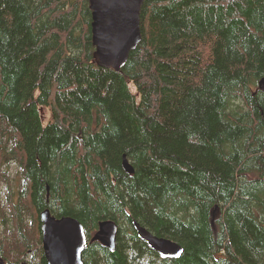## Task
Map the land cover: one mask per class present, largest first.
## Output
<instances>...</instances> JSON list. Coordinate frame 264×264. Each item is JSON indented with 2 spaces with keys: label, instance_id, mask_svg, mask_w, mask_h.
Returning a JSON list of instances; mask_svg holds the SVG:
<instances>
[{
  "label": "trees",
  "instance_id": "16d2710c",
  "mask_svg": "<svg viewBox=\"0 0 264 264\" xmlns=\"http://www.w3.org/2000/svg\"><path fill=\"white\" fill-rule=\"evenodd\" d=\"M90 25L88 0H0V217L32 221L0 257L46 264L48 209L88 242L118 225L116 249L90 242L84 264H264V0H145L118 72L94 62Z\"/></svg>",
  "mask_w": 264,
  "mask_h": 264
},
{
  "label": "water",
  "instance_id": "95a60500",
  "mask_svg": "<svg viewBox=\"0 0 264 264\" xmlns=\"http://www.w3.org/2000/svg\"><path fill=\"white\" fill-rule=\"evenodd\" d=\"M145 0H88L91 11V44L93 59L97 66L118 72L126 63L130 52L141 39L140 9ZM264 93V76L258 82ZM122 169L133 174L134 169L122 156ZM41 246L46 264H84L82 253L90 242H98L107 250L116 249L118 226L112 221H103L88 242L82 225L74 218H55L48 209L40 214ZM133 227L140 240L161 259H177L182 249L176 243L150 234L136 221ZM0 264H3L0 261Z\"/></svg>",
  "mask_w": 264,
  "mask_h": 264
},
{
  "label": "rangeland",
  "instance_id": "374dc122",
  "mask_svg": "<svg viewBox=\"0 0 264 264\" xmlns=\"http://www.w3.org/2000/svg\"><path fill=\"white\" fill-rule=\"evenodd\" d=\"M239 104V105H242V103L240 102H237L236 105ZM41 112L43 113V122L46 123L47 122V116H48V113L46 112L45 109L41 110ZM5 169H7V172H8V176L10 179L13 180L14 183L18 182V183H21V180L20 178H18L16 176V163L14 162H11L9 164H6V167ZM6 194V188L3 186L1 189H0V198L2 199L4 197V195ZM5 210L4 212V215L8 217V220H9V224H4L6 221L2 220L1 217H0V240H10L8 238H6V230L10 229V227H12V225L15 227L16 225V221L19 223V224H22L24 226H26L27 228L31 227L32 226V221L30 219L29 216H26L25 214H23V217H22V220H12L11 217L9 216V214L7 213V210L6 209H3ZM22 214V213H21ZM214 216L216 217L217 216V213L214 214ZM6 225H8L6 227ZM214 228H215V225H214ZM5 253H7V250L5 249ZM1 258V257H0ZM2 259V258H1ZM27 259H32V257H30V254L27 255ZM2 261L6 264L7 261H5L4 259H2Z\"/></svg>",
  "mask_w": 264,
  "mask_h": 264
},
{
  "label": "flooded vegetation",
  "instance_id": "af4514ba",
  "mask_svg": "<svg viewBox=\"0 0 264 264\" xmlns=\"http://www.w3.org/2000/svg\"><path fill=\"white\" fill-rule=\"evenodd\" d=\"M42 213V211L41 212H39L38 213V222H37V231L41 234V226H42V222H41V219H40V214Z\"/></svg>",
  "mask_w": 264,
  "mask_h": 264
}]
</instances>
